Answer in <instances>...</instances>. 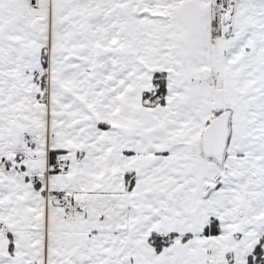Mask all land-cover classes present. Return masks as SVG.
<instances>
[{
    "label": "snow or ice",
    "instance_id": "1",
    "mask_svg": "<svg viewBox=\"0 0 264 264\" xmlns=\"http://www.w3.org/2000/svg\"><path fill=\"white\" fill-rule=\"evenodd\" d=\"M0 264H264V0H0Z\"/></svg>",
    "mask_w": 264,
    "mask_h": 264
}]
</instances>
